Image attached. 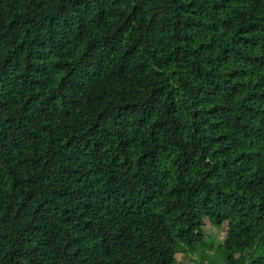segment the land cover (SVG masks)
<instances>
[{
    "label": "trees",
    "instance_id": "1",
    "mask_svg": "<svg viewBox=\"0 0 264 264\" xmlns=\"http://www.w3.org/2000/svg\"><path fill=\"white\" fill-rule=\"evenodd\" d=\"M214 248L264 264V0H0V264Z\"/></svg>",
    "mask_w": 264,
    "mask_h": 264
},
{
    "label": "rangeland",
    "instance_id": "2",
    "mask_svg": "<svg viewBox=\"0 0 264 264\" xmlns=\"http://www.w3.org/2000/svg\"><path fill=\"white\" fill-rule=\"evenodd\" d=\"M202 232L207 234L208 236V243H213V247H216V244L220 243L224 237L227 236L228 229L226 226L218 227L214 226L210 220H206L202 226ZM212 256L213 258L210 259V264H220L222 261V256L218 255L216 248L212 252V249H207V252L202 255L198 249L196 253H190L187 256L179 255V258L184 264H206V260L204 258L206 256ZM204 260V261H203Z\"/></svg>",
    "mask_w": 264,
    "mask_h": 264
}]
</instances>
